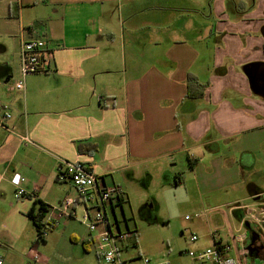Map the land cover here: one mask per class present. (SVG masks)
<instances>
[{"label":"crops","instance_id":"obj_1","mask_svg":"<svg viewBox=\"0 0 264 264\" xmlns=\"http://www.w3.org/2000/svg\"><path fill=\"white\" fill-rule=\"evenodd\" d=\"M263 29L264 0H0V105L12 114L10 129L0 125L2 235L22 236L36 200L46 219L79 197L59 176L67 159L89 166L100 187H118L112 208L136 186L194 185L209 232L193 245L229 244L240 264H264ZM34 37L51 63L23 77L20 42ZM190 73L200 97L188 96ZM22 78L23 89L8 90ZM20 186L27 195L16 198ZM86 204L57 226L90 246L101 227L79 236L71 221ZM248 231L259 249L248 248ZM8 245L3 264L13 263Z\"/></svg>","mask_w":264,"mask_h":264},{"label":"rangeland","instance_id":"obj_2","mask_svg":"<svg viewBox=\"0 0 264 264\" xmlns=\"http://www.w3.org/2000/svg\"><path fill=\"white\" fill-rule=\"evenodd\" d=\"M73 190L76 191L75 188ZM144 192L150 193L156 201L145 205L147 201H141V193ZM128 194L129 200L116 203L113 208L109 201L106 203L107 215L113 221L114 229L133 233L132 236L119 244L123 264H142L143 257H147L153 262L169 261L171 264H194L193 258L187 250L197 248L193 245L194 242L190 240V237L195 234L202 241H206L209 232L206 218L201 216L202 207L195 201L197 199H195L194 185H152L150 189L140 185L134 187ZM221 198L222 195H220ZM25 221L26 223L21 224L24 231H22V236L18 237L16 246L12 245L11 247L10 242L16 243L13 241L14 239L3 236L0 231V244H9L4 249L12 251V264H25L28 261V258L22 253L24 248L28 247L49 257H52L53 253L59 252L60 255L57 257L64 258V260L61 261L62 263L59 261L58 264H109L98 257L96 243H92L85 250L82 243L71 239L69 226L65 228L61 224L56 229L49 231L45 239H42L38 236L34 222L27 216ZM71 221L74 222L79 236H90L89 232L92 231L82 222V215L79 212ZM14 224L18 225L19 223L14 221ZM214 226L215 224H213ZM58 231L61 232L60 235L57 234ZM248 232L250 233V231ZM262 236L264 237V233ZM251 240L250 233L248 242L250 243ZM255 260L262 261L258 257ZM33 263L30 262V264Z\"/></svg>","mask_w":264,"mask_h":264},{"label":"built area","instance_id":"obj_3","mask_svg":"<svg viewBox=\"0 0 264 264\" xmlns=\"http://www.w3.org/2000/svg\"><path fill=\"white\" fill-rule=\"evenodd\" d=\"M52 52L47 46L44 39L34 37L31 39H22L20 42V71L23 77L30 74H37L46 71L51 63ZM24 88V79H19L13 85L8 86V90H16ZM0 125L6 129H10L3 119H9L12 114L2 105H0ZM27 144L29 140L25 138ZM59 176L62 179H68L77 189L79 197L74 199L70 196L65 197L58 206V212L54 214V218L43 219L42 231L44 235L54 230L57 221L61 217H72L75 215V207L78 203L92 201V208L86 204L82 222L85 223L90 231H95L101 227L99 232L97 245V255L103 261L109 264H123L120 257L119 244L123 240L132 236L130 231H117L111 227L110 219L106 211L107 201H112L117 194L118 187H100L98 177L94 174L89 166L81 161H71L67 159L60 160ZM23 181V178H20ZM27 195L26 190L18 187L15 196L20 198ZM119 196V195H118ZM53 217V216H52ZM197 235L192 234L190 240L196 241ZM229 244H213L202 249H188V254L193 258L194 264H240V261L229 254ZM28 261L40 262L47 258L40 252L30 249L28 253ZM0 264H3V257L0 255ZM142 264H171L169 261L153 262L147 257L142 258Z\"/></svg>","mask_w":264,"mask_h":264},{"label":"trees","instance_id":"obj_4","mask_svg":"<svg viewBox=\"0 0 264 264\" xmlns=\"http://www.w3.org/2000/svg\"><path fill=\"white\" fill-rule=\"evenodd\" d=\"M263 31H264V29H263ZM197 85H198V82H197L196 77L191 73L188 74V85H187L188 96L200 97L203 95V92H202L203 90L198 89ZM118 199L121 200L122 196H119ZM121 202L122 201H120V203ZM34 204L39 205L37 210L35 209V207H33L26 213V215L34 222V224L37 228V231H38V236L42 239H45L46 236L44 235V233L42 231V226H43V219H44L45 213L49 211V207L46 203H44L40 200L39 201L36 200ZM117 224H118V221H117ZM83 246H84L85 250H87L89 247L88 243H83Z\"/></svg>","mask_w":264,"mask_h":264},{"label":"flooded vegetation","instance_id":"obj_5","mask_svg":"<svg viewBox=\"0 0 264 264\" xmlns=\"http://www.w3.org/2000/svg\"><path fill=\"white\" fill-rule=\"evenodd\" d=\"M253 244H254V243H253ZM250 247H251V250H252V249H255V248H256V249H259L258 246L255 247V246L251 245ZM254 247H255V248H254ZM263 255H264V252H263Z\"/></svg>","mask_w":264,"mask_h":264},{"label":"water","instance_id":"obj_6","mask_svg":"<svg viewBox=\"0 0 264 264\" xmlns=\"http://www.w3.org/2000/svg\"><path fill=\"white\" fill-rule=\"evenodd\" d=\"M253 242H254V240H252L251 245L253 244ZM251 245H250V246H251ZM250 246L248 247L249 249L251 248Z\"/></svg>","mask_w":264,"mask_h":264}]
</instances>
